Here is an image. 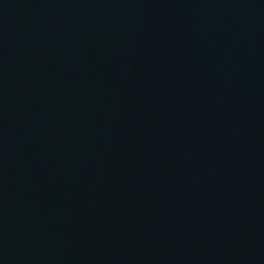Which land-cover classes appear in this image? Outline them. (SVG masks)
<instances>
[{"label": "water", "instance_id": "water-1", "mask_svg": "<svg viewBox=\"0 0 264 264\" xmlns=\"http://www.w3.org/2000/svg\"><path fill=\"white\" fill-rule=\"evenodd\" d=\"M0 264H264V0H0Z\"/></svg>", "mask_w": 264, "mask_h": 264}]
</instances>
